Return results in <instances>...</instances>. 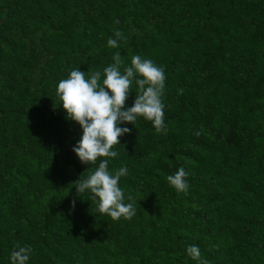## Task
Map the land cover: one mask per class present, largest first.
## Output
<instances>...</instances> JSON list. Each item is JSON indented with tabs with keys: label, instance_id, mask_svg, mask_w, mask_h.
I'll return each instance as SVG.
<instances>
[{
	"label": "trees",
	"instance_id": "16d2710c",
	"mask_svg": "<svg viewBox=\"0 0 264 264\" xmlns=\"http://www.w3.org/2000/svg\"><path fill=\"white\" fill-rule=\"evenodd\" d=\"M116 52L165 73L166 133L119 125L130 132L109 159L128 169L130 220L77 196L100 158L75 156L81 129L56 96ZM180 168L187 194L167 183ZM16 245L27 264H200L191 245L208 264H264V0H0V264Z\"/></svg>",
	"mask_w": 264,
	"mask_h": 264
},
{
	"label": "clouds",
	"instance_id": "9594fccd",
	"mask_svg": "<svg viewBox=\"0 0 264 264\" xmlns=\"http://www.w3.org/2000/svg\"><path fill=\"white\" fill-rule=\"evenodd\" d=\"M123 38V33L115 30L114 38L107 41L108 47L117 48ZM112 59L113 63L103 69V74L100 71L85 73L79 69L70 71L68 77L58 83L56 96L66 119L75 122L81 129L82 135L72 148L75 156L87 166L96 164L100 158L94 171L89 172L87 177L81 175L71 184L75 185L77 196L80 198L79 194L87 193V199L96 204L97 212L106 214L112 220L121 217L130 220L136 214L135 206L134 203L124 202L125 193L119 183L128 169L121 167L110 172L109 159L118 155L112 149L119 145V138L130 132L129 128L119 125H134L138 118H143L152 123L157 133H166L165 105L162 102L165 73L151 59L139 55L131 58L130 65L125 64L119 52ZM133 83L136 86L135 99L133 105L126 108L125 102L132 92ZM200 134L195 133L197 136ZM186 176L185 170L180 168L174 175L167 176V183L177 193L187 194L189 185ZM75 202L73 199L72 208ZM31 252L30 246L16 245L10 254L11 264H27ZM186 252L200 264H208L206 259H201L198 246H188Z\"/></svg>",
	"mask_w": 264,
	"mask_h": 264
}]
</instances>
